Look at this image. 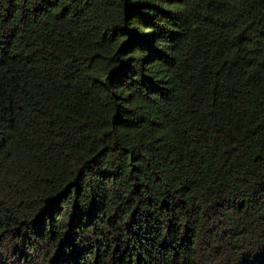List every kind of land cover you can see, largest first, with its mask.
Listing matches in <instances>:
<instances>
[{
	"label": "trees",
	"instance_id": "trees-1",
	"mask_svg": "<svg viewBox=\"0 0 264 264\" xmlns=\"http://www.w3.org/2000/svg\"><path fill=\"white\" fill-rule=\"evenodd\" d=\"M0 264H264V0H0Z\"/></svg>",
	"mask_w": 264,
	"mask_h": 264
}]
</instances>
